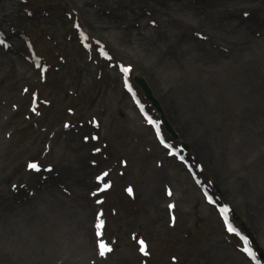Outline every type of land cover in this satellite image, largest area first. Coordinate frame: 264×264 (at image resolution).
<instances>
[{
	"label": "rangeland",
	"instance_id": "374dc122",
	"mask_svg": "<svg viewBox=\"0 0 264 264\" xmlns=\"http://www.w3.org/2000/svg\"><path fill=\"white\" fill-rule=\"evenodd\" d=\"M0 29V264H264V220L255 223L264 200V0H0ZM224 38L244 45L247 68L234 54L218 61L220 74L202 80L192 105L183 73L219 54L215 42ZM175 39L186 60L166 65ZM156 44L164 51L155 53ZM125 77L135 86L143 78L159 109L137 86L135 101ZM156 128L185 163L170 157ZM214 138L224 147L199 160L194 143ZM29 164L54 170L48 182L59 178V189L84 199L86 227L103 221L99 237L111 253L88 262L78 237L51 246L67 234L43 209L58 189L44 193L43 174ZM104 172L106 190L96 179ZM3 196L29 208L16 218ZM31 197L44 205L32 234L24 222L37 212ZM222 209L239 235L227 233Z\"/></svg>",
	"mask_w": 264,
	"mask_h": 264
},
{
	"label": "bare ground",
	"instance_id": "6f19581e",
	"mask_svg": "<svg viewBox=\"0 0 264 264\" xmlns=\"http://www.w3.org/2000/svg\"><path fill=\"white\" fill-rule=\"evenodd\" d=\"M226 34L230 35L229 33H226ZM210 40L213 41V37L210 38ZM241 40H242V44L248 42L244 38H242ZM222 41H223V43L221 45L214 41L215 42V51L219 52L220 55L219 54L212 55L211 60H206L205 63H204L203 59L200 58V60L196 64H194L197 66H192V69H190L191 70L190 73L189 72L185 73V71L183 73L184 77L188 79V82L182 86L181 92L187 91L186 93L188 94L189 91H191V89L193 90L191 95H190L191 96L190 104H192V105L193 104L198 105L197 102H198V99L200 97V95H199L200 89H201V87H203L202 80L205 81L204 80L205 77H211L212 75L220 74L219 73L220 72L219 71L220 63L218 61H222V59L230 57L234 54L235 56H238V58H240V60H238L241 63L240 66L244 67V65H245L247 68V65L244 63L243 56H242L243 51H245L244 45L239 44L240 40H239V43L236 41H235V43H233L232 41L230 42V40L228 38H224V39H222ZM179 44H180L179 39H175L173 42L169 43V49L167 51L168 54H167V57L165 58V60H166L165 64L166 65L170 64V60L172 58L175 60V62H174L175 64L177 62V65L183 63V61L186 60L185 59V56H186L185 50H182V49L175 50V47H177ZM160 45L162 46V44H160ZM153 51H155V53H156L157 51L163 52L164 50H162L161 47L156 44L153 47ZM186 52L188 53L189 56H193L192 55L193 52L190 49L186 50ZM167 93H170V92H167ZM178 100H180L179 97H178ZM263 103H264V98H263ZM246 112H248V115H254L252 110H246ZM233 118L231 116V120H233ZM133 119L134 118L131 115L127 117V121L130 123H132ZM232 123H234V121H231V124ZM229 126L230 125L226 126L224 132L223 131L221 132V130H218V129H216V130H218V132L221 134L223 133L222 136H225V133L230 128ZM213 127H215V126H213ZM221 129H223V128H221ZM191 130H192V128H191ZM210 132L211 131L208 130V133H210ZM208 135H209V138H211V135L210 134H208ZM220 135L218 137H221ZM226 136H228V135H226ZM220 139H222V138H220ZM196 143L198 145L195 147V143H194L192 150L196 151V153H198L197 158L199 160H202V161L206 160L205 156L202 157V155H204V150H206V153H207L208 150L216 149L215 152L219 153L220 152L219 148L224 147L222 142L218 141V139H216V138L207 140V142H206V144H204V146L199 141H197ZM212 150H211V152H212ZM221 151H222V149H221ZM203 159H205V160H203ZM207 161L208 160H206V162ZM205 164H207V163H205ZM176 168H178L177 171H179L180 168L179 167H176ZM170 171H172V170L170 169ZM167 175H168V173H167ZM175 175L177 176V174H175ZM179 176H180V174H179ZM56 187H57L58 191L61 190V186H60V189L58 188V186H56ZM63 196H66V198H68V199L65 200L64 198H62ZM63 196L62 197L59 196V198L53 199V200H49L48 198H46V201L44 203L45 205L48 204L45 206V208H43L44 213L48 214L50 216V218L51 217L57 218L58 221L61 223V225L64 223V227H65V230L67 233V234H61L60 233L59 237L57 239H54L53 242H51L52 243L51 246H53V245L57 246V244H61V243L67 242V241L71 242V240H73V238L78 237L82 240V243H80L81 248H82V246H85V245H87V248H88L86 254L82 253L84 259L87 258V256L93 257L95 254L94 250H93L94 233H92L90 226L86 227V224L84 222L87 219L86 215H83L84 217H82V213L79 211V209H81V208H82V210H84V206H83L84 205V199L82 197L75 195V194H74V198H73L74 200L71 198V196H68V195H63ZM263 201L261 200V203H260V205L262 207L260 206L258 208L256 206L258 216H256L257 219H256L255 223H257L258 225L260 224V223H258V221L264 220V202ZM78 206H81V208H78ZM251 206L254 207L253 205H251ZM252 207H250V209H252ZM78 215H80L83 218V220L79 219L80 217H78ZM40 216H41L40 212H37V213L31 212L28 215V217L26 218V221H24L27 224L28 228L31 227L29 233L32 234V226H34L33 222L35 220L38 221ZM69 239H71V240H69ZM56 240L58 241L57 244L54 243ZM83 249H84V247H83ZM73 250H75V252H74L75 254L79 252V250L76 248H73ZM48 253H49V251H47V254ZM96 254H97V251H96ZM45 256H46V254L42 253V254L38 255V258L43 257V259H44ZM73 256H75V255H73ZM77 258H78V256H75V259H77Z\"/></svg>",
	"mask_w": 264,
	"mask_h": 264
},
{
	"label": "snow or ice",
	"instance_id": "6c2138e0",
	"mask_svg": "<svg viewBox=\"0 0 264 264\" xmlns=\"http://www.w3.org/2000/svg\"><path fill=\"white\" fill-rule=\"evenodd\" d=\"M2 43L3 42L0 41V44H2ZM4 46L6 47L7 45H4ZM101 54L104 56L105 59H110V57H108L106 53H103L102 52ZM121 71L124 72L125 74H127L130 71V69H128V68H122ZM149 123H151V121H149ZM64 126H65V128L68 127L67 124H65ZM92 139H97V137H92ZM165 147L167 148L168 145H165ZM98 151H99V149H97V152ZM173 155H174V153H173ZM28 168L31 169V170H33V171H40V169L38 168V166L36 164H29L28 165ZM49 171H50V169H49ZM107 176H108V173L107 172H104V173H102V175L97 176V178H96L98 183H100L101 181H103V190H106V189H108L110 187V185L104 180V178L107 177ZM126 191H127V193H128L129 196H132L133 195V190L131 188H127ZM93 195H96V193H93ZM168 195L169 196L172 195L171 191L168 192ZM96 202L97 203H102V201H99V200H97ZM208 203L209 204H212L213 203V201H212L211 198H208ZM173 207H174V205H172V204H169L168 205V208L169 209H172ZM222 211L223 212H227L228 210L227 209H222ZM100 215H102V213ZM97 219L99 220V217H97ZM174 220H175V218L173 217V223H174ZM225 222L227 224V218L226 217H225ZM102 227H103V221L102 220H99V222L96 224V228H97L96 235L97 236H100L101 235L100 229ZM227 230H228L229 233H232L233 235H239L238 233L235 232V229L231 226V224H227ZM241 239L243 240V242H244L245 245L248 244V241L246 239H244L243 237H241ZM138 244H139V251H140L141 255L144 256V257H148L149 252L147 250V246H146L145 242L144 241H138ZM97 248H98L99 256L101 258H105L106 257V254L112 252V248L109 247L108 245H106L102 240L97 244ZM242 251L245 253V255L247 257H249L251 259H255V253L251 250V248L244 247L242 249ZM173 264H174V261H173Z\"/></svg>",
	"mask_w": 264,
	"mask_h": 264
},
{
	"label": "water",
	"instance_id": "95a60500",
	"mask_svg": "<svg viewBox=\"0 0 264 264\" xmlns=\"http://www.w3.org/2000/svg\"><path fill=\"white\" fill-rule=\"evenodd\" d=\"M139 84H140V85L146 90L147 95H148L149 97H151V95H150V91L148 90V88L146 87V85L144 84V82H143V81H139ZM155 106H156V108L159 109L158 104L156 103V101H155Z\"/></svg>",
	"mask_w": 264,
	"mask_h": 264
}]
</instances>
